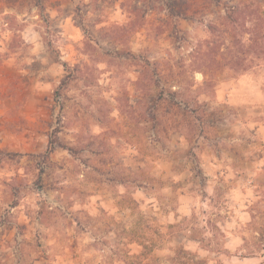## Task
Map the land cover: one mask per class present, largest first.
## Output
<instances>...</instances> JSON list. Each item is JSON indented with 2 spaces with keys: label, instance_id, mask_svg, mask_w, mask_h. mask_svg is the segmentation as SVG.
I'll return each mask as SVG.
<instances>
[{
  "label": "rangeland",
  "instance_id": "1",
  "mask_svg": "<svg viewBox=\"0 0 264 264\" xmlns=\"http://www.w3.org/2000/svg\"><path fill=\"white\" fill-rule=\"evenodd\" d=\"M0 264H264V0H0Z\"/></svg>",
  "mask_w": 264,
  "mask_h": 264
}]
</instances>
